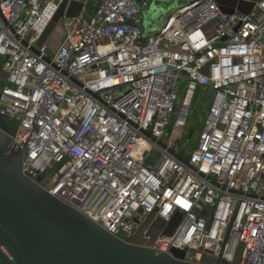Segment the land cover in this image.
Here are the masks:
<instances>
[{"label": "built area", "instance_id": "built-area-1", "mask_svg": "<svg viewBox=\"0 0 264 264\" xmlns=\"http://www.w3.org/2000/svg\"><path fill=\"white\" fill-rule=\"evenodd\" d=\"M249 1L191 0L147 35L142 6L102 0L48 55L65 0H0V114L25 173L126 241L264 264V0ZM199 92L212 100L189 147Z\"/></svg>", "mask_w": 264, "mask_h": 264}, {"label": "water", "instance_id": "water-1", "mask_svg": "<svg viewBox=\"0 0 264 264\" xmlns=\"http://www.w3.org/2000/svg\"><path fill=\"white\" fill-rule=\"evenodd\" d=\"M217 1L231 13L238 7L249 14L256 5L249 0ZM101 3L71 0L67 7L65 0L55 27L48 29L52 28L47 54L63 39L65 18L81 16L91 23ZM225 3L231 7L225 8ZM23 155L13 134L0 128V264H206L185 260V252L178 249L163 252L110 233L31 179L24 171ZM176 225L172 223L165 233H172ZM147 235L157 238L152 231Z\"/></svg>", "mask_w": 264, "mask_h": 264}, {"label": "rangeland", "instance_id": "rangeland-1", "mask_svg": "<svg viewBox=\"0 0 264 264\" xmlns=\"http://www.w3.org/2000/svg\"><path fill=\"white\" fill-rule=\"evenodd\" d=\"M191 0H148V3L143 6V16L145 17V24L150 25L153 28L159 27L162 22L179 7L188 4ZM161 28V27H160ZM212 92V90H209ZM212 96H207L206 93L199 92L197 94V102L194 105L191 116L189 119V125L187 128V140L188 134L194 131L193 140L189 147L196 144L201 126L197 124L198 120L203 126L208 107L205 106L206 101L210 104ZM201 127V128H200Z\"/></svg>", "mask_w": 264, "mask_h": 264}, {"label": "trees", "instance_id": "trees-1", "mask_svg": "<svg viewBox=\"0 0 264 264\" xmlns=\"http://www.w3.org/2000/svg\"><path fill=\"white\" fill-rule=\"evenodd\" d=\"M1 87H2V83H0V89H1ZM196 102H197V97H196V100H195V104H196ZM205 106H206V103H205ZM197 124L202 127V125H201L199 120H198ZM0 128H2L3 130H5L6 132L11 133V134H14L16 132V124L10 122L6 117H4L1 114H0ZM192 132L194 133V131H192ZM186 151H187V149H185L184 152H183V154L185 156L188 155ZM130 241L133 242V243H137V244H143L144 243L143 239L141 238V235L135 236Z\"/></svg>", "mask_w": 264, "mask_h": 264}, {"label": "crops", "instance_id": "crops-1", "mask_svg": "<svg viewBox=\"0 0 264 264\" xmlns=\"http://www.w3.org/2000/svg\"><path fill=\"white\" fill-rule=\"evenodd\" d=\"M147 3H148V1L145 2V5H146ZM145 5H144V6H145ZM143 17H144V16H143ZM165 20H166V19H165ZM165 20L162 22V24H161L159 27H157V28H153V27H151L150 25H146V24H145V17H144V24H143V31H144V33L147 34V35H151V34L157 33V32L160 31V29L162 28V26H163ZM160 27H161V28H160Z\"/></svg>", "mask_w": 264, "mask_h": 264}, {"label": "flooded vegetation", "instance_id": "flooded-vegetation-1", "mask_svg": "<svg viewBox=\"0 0 264 264\" xmlns=\"http://www.w3.org/2000/svg\"><path fill=\"white\" fill-rule=\"evenodd\" d=\"M137 4H140V3H145L147 2L148 0H134Z\"/></svg>", "mask_w": 264, "mask_h": 264}, {"label": "snow or ice", "instance_id": "snow-or-ice-1", "mask_svg": "<svg viewBox=\"0 0 264 264\" xmlns=\"http://www.w3.org/2000/svg\"><path fill=\"white\" fill-rule=\"evenodd\" d=\"M185 206L187 207V205L185 204Z\"/></svg>", "mask_w": 264, "mask_h": 264}]
</instances>
